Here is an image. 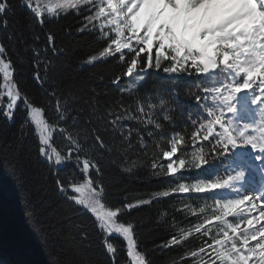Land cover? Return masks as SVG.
Returning <instances> with one entry per match:
<instances>
[{
    "label": "snow or ice",
    "instance_id": "6c2138e0",
    "mask_svg": "<svg viewBox=\"0 0 264 264\" xmlns=\"http://www.w3.org/2000/svg\"><path fill=\"white\" fill-rule=\"evenodd\" d=\"M22 4L31 13L34 22L42 27L46 19H57L70 12L82 16L77 31L96 32L97 38L104 42L102 49L89 57L88 63L102 58L116 59L120 72L112 83L121 94L130 91L119 88L122 80H142L148 70L165 74L193 70L217 79L221 74L225 75L230 82L203 87L204 95L195 96L206 116L203 121H192L194 126L197 123L199 126L191 132L190 141L193 144L207 141L215 159L233 154L238 147L249 146L259 153L257 160H264V0H22ZM12 8L10 0H0V28L4 30L8 28L6 17ZM7 38L11 40L12 36ZM34 39L37 44L31 48L36 69L33 78L43 84L52 64L48 53L51 52L54 57L62 49L57 48L56 37L51 32L46 33L43 47L38 45L39 36ZM7 52V46L0 41V116L8 121L14 120L16 109L22 102L24 124L33 129L39 155L52 166L69 162L76 164L83 179L73 178L65 182L57 178V191L73 205L74 210L90 215L110 264H121L120 252L124 254L123 264H152L147 250L140 246L135 223L126 218L133 209L151 204L153 200L167 197L170 193L234 189L237 182L245 179V172L240 168L235 175L229 174L223 180L198 179L191 184L180 182L165 191L150 194L148 199L137 198L117 205L110 204L106 199L98 161L87 154L79 131L73 133L66 126L70 112L68 100L53 90L49 93L54 100L51 107L35 104L19 88L14 78L15 65ZM41 67L44 68L43 76ZM243 90L251 92L241 97L238 94ZM245 99H250L253 105H260V121L255 126L237 119L238 105L247 109L243 103ZM163 105L164 101H161V107ZM156 107L152 103L146 105L139 99L134 105L120 99L114 101L100 118L105 131L111 128L121 135L120 151L125 156L137 147L147 148L142 129L147 130L148 126L157 132L163 129L164 125L156 116ZM49 111L53 112L51 119L47 115ZM76 119L72 117L73 123ZM163 120L171 124L173 118L165 112ZM126 121L141 127L133 128L126 125ZM57 131L67 141L64 149L54 145V133ZM84 131L85 142L92 139L94 148L112 151L99 128H93L91 133ZM134 133L136 144H133ZM153 135V131H147L148 137ZM188 142L185 134L174 132L167 140L169 148L162 149L160 153L169 160L166 170L158 164L159 157L153 155L152 174L166 172L172 175L185 168L186 163L196 169L209 164L203 146L193 152L191 161L171 159L177 157L178 151L184 155L181 146ZM143 154L147 156L146 151ZM0 167L14 175L17 163L0 155ZM135 167L137 161L128 159L124 170L131 172ZM173 179L178 177L173 176ZM213 198L215 211L211 215H206L194 228H181L179 233L157 247L184 246L194 231L200 234L201 243L183 253L181 264H189L190 260L191 264H264V190L254 194L241 193L233 199ZM190 211L195 213V209L190 208ZM200 211L204 212V209ZM233 216L237 217L238 223L229 221L228 218ZM74 227L78 228L77 225ZM88 236L86 230L80 232L82 240H87Z\"/></svg>",
    "mask_w": 264,
    "mask_h": 264
},
{
    "label": "trees",
    "instance_id": "16d2710c",
    "mask_svg": "<svg viewBox=\"0 0 264 264\" xmlns=\"http://www.w3.org/2000/svg\"><path fill=\"white\" fill-rule=\"evenodd\" d=\"M10 2L13 8L6 17L8 28H0V41L7 46V55L15 65L14 78L21 91L37 105L51 107L54 100L49 93L53 90L68 100L70 112L66 126L73 133L79 131L87 154L98 161L106 199L110 204L117 205L137 198L148 199L150 194L165 191L180 182L191 184L198 179L223 180L229 174L235 175L231 168L234 152L215 159L207 141L201 140L196 144L190 141L191 132L199 126L198 123L194 126L192 121H203L206 116L202 104H197L195 96L204 95L203 87L227 83L225 75L221 74L217 79L193 70L176 74L148 70L142 80H122L119 88L130 91L121 94L112 83L115 75L120 72L116 59L102 58L88 63L89 57L97 54L104 42L97 38L96 32L77 31L82 16L70 12L57 19H46L42 27L34 22L27 8L20 6V0ZM48 32L56 37V46L62 51L54 57L51 52L48 53L52 64L48 68L46 81L41 84L33 78L36 69L31 48L37 44L34 39L36 36L40 37L38 45L43 47ZM9 35L12 36L11 40L7 38ZM40 72L43 76V67ZM120 99L133 105L137 99L146 105L155 104L156 116L164 125L159 132L152 126H148L147 130L142 129L147 148L137 147L129 151L127 156L120 151L121 135L111 128L105 131L100 119L109 106ZM161 101H164L163 107ZM165 112L173 118L171 124L163 120ZM47 115L53 118L52 111ZM72 117L77 118L75 123ZM24 120L22 102L16 109L14 120L8 121L0 116V155L17 163L14 175L0 167V264H110L90 215L74 210L73 205L57 191V178L65 182L73 178L82 180V174L75 163L52 166L42 158L33 129L24 124ZM125 123L133 128L141 127L131 121ZM93 128L100 129L105 141L112 147L111 152L94 148L92 139L84 141V130L91 133ZM147 131H153L154 135L148 137ZM174 132H182L189 142L181 146L184 155L178 151L177 157L171 159L184 158L191 161L193 152L203 146L210 163L202 165L201 169L186 163L185 168L178 173L153 175V155L159 157L158 164L166 170L169 160L160 153L162 149L169 148L167 140ZM66 144V139L59 131L54 133L55 146L64 149ZM133 144H136L135 133ZM144 151L147 156L143 154ZM128 159L137 161V167L131 172L124 170ZM173 176L178 179H173ZM232 191L233 188H224L205 193H170L167 197L153 200L151 204L133 209L126 218L135 223L140 246L147 250L152 264H181L183 253L201 243L199 233L193 231L184 246H157L179 233L181 228H194L196 223L202 222L206 215L215 211L213 197L226 199L225 196ZM190 208L195 209V213ZM201 208L204 212L200 211ZM228 219L232 223L239 222L236 216ZM84 230L89 234L87 240L80 237V232ZM118 256L123 264V252L118 253Z\"/></svg>",
    "mask_w": 264,
    "mask_h": 264
},
{
    "label": "rangeland",
    "instance_id": "374dc122",
    "mask_svg": "<svg viewBox=\"0 0 264 264\" xmlns=\"http://www.w3.org/2000/svg\"><path fill=\"white\" fill-rule=\"evenodd\" d=\"M242 82V81H241ZM259 81L257 80V83ZM256 86L254 85V88ZM257 92L259 91L256 89ZM251 90H243L242 93L238 94L241 97L247 96ZM247 101L248 106L253 110L255 108V112H258V119L257 124L260 121V112L259 108L260 105H253L251 104L250 99H245ZM242 154L238 157L234 164V168L236 170H243L245 172V179L241 182H237L234 185V193H231L226 199H233L236 198L237 195L241 193H256L258 190H264V175L263 179L258 176V170L261 169L264 172V160H257L256 157L259 153L254 152L249 146H244L241 149ZM255 214V213H253ZM244 227V225H241ZM258 227V225H257ZM254 243V242H252Z\"/></svg>",
    "mask_w": 264,
    "mask_h": 264
},
{
    "label": "bare ground",
    "instance_id": "6f19581e",
    "mask_svg": "<svg viewBox=\"0 0 264 264\" xmlns=\"http://www.w3.org/2000/svg\"><path fill=\"white\" fill-rule=\"evenodd\" d=\"M258 191H260V190H258ZM258 191H257V192H258ZM258 226H259V225H258Z\"/></svg>",
    "mask_w": 264,
    "mask_h": 264
}]
</instances>
